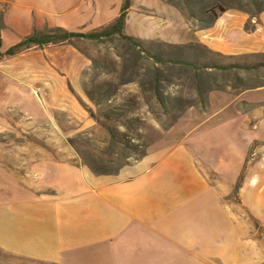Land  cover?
<instances>
[{"label": "crops", "instance_id": "0c3cea01", "mask_svg": "<svg viewBox=\"0 0 264 264\" xmlns=\"http://www.w3.org/2000/svg\"><path fill=\"white\" fill-rule=\"evenodd\" d=\"M124 3L0 0V96L13 102L14 82H29L66 100L89 65L81 54L7 53L35 32L108 27ZM193 12L131 0L124 36L202 48L251 71L239 72L238 87L208 91L205 109H188L167 131L148 119L145 156L116 174L51 157L33 163L27 180L14 178V197L0 198V264H264V7Z\"/></svg>", "mask_w": 264, "mask_h": 264}, {"label": "rangeland", "instance_id": "374dc122", "mask_svg": "<svg viewBox=\"0 0 264 264\" xmlns=\"http://www.w3.org/2000/svg\"><path fill=\"white\" fill-rule=\"evenodd\" d=\"M163 1L188 19L193 9L203 13L222 7H264V0ZM126 38L64 45L89 64L80 87L68 86L66 100L46 96L29 82H14L19 93L14 91L13 102L0 96V198H13L14 178L27 180L31 165L47 157L79 164L96 175L118 173L145 156L154 138L148 119L167 131L188 109H205L208 91L238 87L239 72L251 71L245 61L224 67L223 60L202 48L178 49ZM206 67L216 68L206 74Z\"/></svg>", "mask_w": 264, "mask_h": 264}, {"label": "trees", "instance_id": "16d2710c", "mask_svg": "<svg viewBox=\"0 0 264 264\" xmlns=\"http://www.w3.org/2000/svg\"><path fill=\"white\" fill-rule=\"evenodd\" d=\"M130 1L125 0L123 11L121 16L108 27L102 28L99 31L81 34V33H70L62 29L46 30L44 32H35L29 39L25 40L22 44L18 45L14 49L7 53L8 57L15 56L17 53L23 50H29L32 47H36L39 50H43L48 46H64L72 45L76 40L86 42H99L105 38H111L113 36L124 37L123 31L127 20V12L130 8ZM112 30V32H109ZM1 35V28H0ZM130 41L132 39L126 38ZM1 36H0V49H1Z\"/></svg>", "mask_w": 264, "mask_h": 264}]
</instances>
